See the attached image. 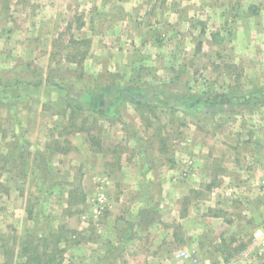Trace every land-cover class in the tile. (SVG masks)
Wrapping results in <instances>:
<instances>
[{
    "label": "rangeland",
    "instance_id": "374dc122",
    "mask_svg": "<svg viewBox=\"0 0 264 264\" xmlns=\"http://www.w3.org/2000/svg\"><path fill=\"white\" fill-rule=\"evenodd\" d=\"M104 1L0 0V184L8 188L0 193V237L9 238V248L15 247L16 255L29 234L35 232L42 239L44 232L53 230L56 236H48L47 241L51 248L60 240L61 264H92L94 211L88 164L96 162L101 167L107 161L110 174L102 175L118 180L121 156L132 163L142 148L139 139L147 135L154 142L153 127L158 121H148L149 112L141 114L139 106L120 98L122 80L135 84L138 68L144 65L127 74L109 69L92 72L88 58L93 44L85 29L92 28V13L99 19L106 17L95 28H162L165 33L170 28H226L222 31L226 39L230 28H264L259 16L264 0H107L105 4L114 6L113 17L103 9ZM165 33L154 36L167 49L171 35ZM176 35L179 43L182 29ZM233 64L237 63L225 62V68ZM153 68L147 69L152 72ZM194 68L202 76L209 69L200 62ZM110 85L118 87L113 97L123 111L99 107L112 99V94L102 92V88L110 92ZM251 96L256 102L250 101ZM251 96L229 101L219 112L214 133L247 134L245 139L254 150H263L264 141L254 140V134L264 139V93ZM237 103L242 105L234 107ZM256 115L262 119L258 121ZM148 122H153L149 128ZM161 127L167 132L162 148L172 150L183 136L170 125ZM96 154L102 159H96ZM170 156L172 168V152ZM260 163L264 166L262 159ZM257 175L254 171L253 245L244 255L251 264H264V254L255 244V234L264 231V193L256 184ZM104 178L96 176V184H108ZM98 206L99 215H106L105 205ZM4 252L0 247V253Z\"/></svg>",
    "mask_w": 264,
    "mask_h": 264
},
{
    "label": "crops",
    "instance_id": "0c3cea01",
    "mask_svg": "<svg viewBox=\"0 0 264 264\" xmlns=\"http://www.w3.org/2000/svg\"><path fill=\"white\" fill-rule=\"evenodd\" d=\"M106 1L103 9L112 14L114 6ZM259 16L264 24V9ZM104 18L105 14L99 19L92 13V28H85L93 44L88 58L92 72L109 69L127 74L143 64L137 83L122 80L120 98L139 106L141 114L149 112L148 121L158 122L153 127L154 142L147 135L139 139L142 148L132 163L121 156V179L102 175L108 172L107 161L101 167L96 162L88 164L94 211L92 264H251L244 254L253 245L254 171L259 184L264 149L254 150L247 134H215L214 126L229 101L264 93V28H230L227 39L222 36L226 28H170L167 33L162 28H95ZM177 29L183 31L179 43ZM156 33L171 35L167 49L157 42ZM229 61L237 64L225 68ZM197 62L209 68L203 76L194 68ZM150 66H155L152 72L147 69ZM115 85H110V92L102 88L106 95L112 94L99 106L105 111L124 109L113 97ZM250 101L256 102L253 97ZM256 111L261 116L259 108ZM162 123L183 136L172 150L162 148L167 134ZM152 124L148 122V128ZM254 140L264 141L257 134ZM170 151L172 168L168 166ZM98 175L106 177L108 184H96ZM99 204L105 205L106 215L96 213ZM193 248L198 252L197 263L175 255Z\"/></svg>",
    "mask_w": 264,
    "mask_h": 264
},
{
    "label": "trees",
    "instance_id": "16d2710c",
    "mask_svg": "<svg viewBox=\"0 0 264 264\" xmlns=\"http://www.w3.org/2000/svg\"><path fill=\"white\" fill-rule=\"evenodd\" d=\"M136 79L137 81H134L137 83L139 81L138 77ZM225 97L227 96L224 94L223 98L225 99ZM7 190L8 188L4 184H0V193ZM48 236H56L55 231L47 230L44 232L42 239H39V236L35 232L29 234L27 238L21 241L20 255H16L15 247L9 248V238L4 239L0 237V247L5 249L4 253H0L4 257V260L0 264H61L62 249L60 248V244H58L60 240L54 242L55 244L50 248L47 241Z\"/></svg>",
    "mask_w": 264,
    "mask_h": 264
},
{
    "label": "built area",
    "instance_id": "2783aa9c",
    "mask_svg": "<svg viewBox=\"0 0 264 264\" xmlns=\"http://www.w3.org/2000/svg\"><path fill=\"white\" fill-rule=\"evenodd\" d=\"M259 184H260L262 193H264V175L260 179ZM100 209L101 207L98 206L96 208V213L100 212ZM255 244L258 247L260 254H264V231H258L255 234ZM175 255L181 259L190 261L192 263H197L199 261L197 250L194 248L190 250H180L176 252Z\"/></svg>",
    "mask_w": 264,
    "mask_h": 264
}]
</instances>
